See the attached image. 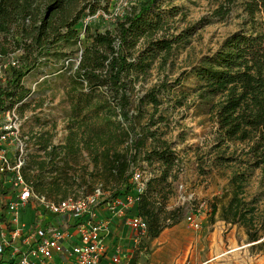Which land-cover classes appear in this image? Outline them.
<instances>
[{
    "label": "trees",
    "instance_id": "trees-1",
    "mask_svg": "<svg viewBox=\"0 0 264 264\" xmlns=\"http://www.w3.org/2000/svg\"><path fill=\"white\" fill-rule=\"evenodd\" d=\"M234 2L225 0L218 15L228 13ZM110 3L0 0V64L6 68L5 83L0 85V113L22 110L31 95L26 77L49 57L62 60L65 69L72 66L69 98L74 117L66 127L67 135L61 144L52 143V135L47 133L28 137L27 143L32 141L37 149L28 151L25 179L36 192L56 201L84 197L100 189L102 201L109 202L132 193L133 174H143L140 167H148L149 176L143 174L145 185L137 196L136 213L148 224L144 239L153 240L182 219L184 207H168L182 161L173 143L152 128L158 122L154 116L161 104L159 96L170 89L168 82L135 99L132 96L135 82L149 75L154 60L167 58L173 45L192 32L169 33V17L175 7L162 9L164 0H134L129 11L113 19L115 33L101 30L99 23L84 24L89 15L110 12ZM242 5L247 14L245 27L229 35L188 74L197 78L193 92L208 104L217 123V140L244 145L241 153L246 156L241 161L246 168L234 170L222 195L210 204L211 221L219 212L226 223L244 227L252 250L264 254V208L246 192L247 170L260 167L264 174V0H244ZM74 50H80L76 64L71 61ZM18 51L20 55L14 56ZM11 59L16 60L15 65ZM179 83V78L174 81L175 85ZM84 85L88 92L104 88L108 95L93 103L91 93L78 91ZM148 106L152 111L142 124ZM99 120L98 127L93 122ZM84 151L93 164L91 178L98 184L90 187L91 193L80 195L72 193L77 178L68 176L66 169L72 167L70 158ZM235 160L220 158L216 165Z\"/></svg>",
    "mask_w": 264,
    "mask_h": 264
},
{
    "label": "rangeland",
    "instance_id": "rangeland-1",
    "mask_svg": "<svg viewBox=\"0 0 264 264\" xmlns=\"http://www.w3.org/2000/svg\"><path fill=\"white\" fill-rule=\"evenodd\" d=\"M133 1L111 0L110 13L113 15H100L99 18H94L93 23H99L101 30L110 29L115 33L113 19L116 15L119 17L129 11ZM243 1L235 0L229 12L221 16L217 11L222 5H226L225 0H164L162 9L170 10L175 7L171 9L174 14L169 17V33L178 35L184 30L192 33L174 44L167 58L157 57L154 60L149 75L135 82L132 97L135 99L142 96L163 82L170 85V89L159 96L161 104L154 116L158 122L152 128L173 143L182 161V171L174 184V195L170 198L168 207L182 206L184 213L178 224L166 228L158 238L144 239L129 264L132 260H136L135 264H264V254L252 250L244 227L226 223L219 218V212L214 221H211L210 204L215 197L222 195L232 172L238 168H246L241 163L246 156L241 153L244 145L220 143L217 140V123L208 111V104L193 92L198 84L197 78L188 74L206 55L214 53L229 35L245 27L247 14L243 10ZM101 18L104 20L99 22ZM13 55H20L19 51ZM79 55L80 50L71 52L72 63L76 64ZM48 59V62L36 66L25 79L31 95L19 111L22 118L21 130L29 138L47 133L52 135V143L61 144L67 135L66 127L74 117L69 98L72 89L69 78L73 67L65 69L62 60L54 57ZM5 77V64H0V85L5 83ZM178 78L180 83L175 85L174 81ZM78 91L91 93L88 92L87 85ZM91 95L93 103L101 102L107 97L108 91L98 88ZM146 110L149 113L141 120L142 124L150 117L152 108L148 106ZM93 123L101 126V120ZM28 145V151L34 152L37 149L32 141ZM149 145L150 140L147 143ZM227 157L237 160L216 165L220 158ZM70 164L72 167H67V175L77 178L72 193H91L90 187H95L98 183H94L91 178L93 164L87 152L72 156ZM140 168L145 177L149 176L148 167ZM247 173L249 178L246 192L250 197L255 196L263 209V171L260 167H254L249 168ZM204 202L208 207L194 211L199 214L201 227L193 229L185 219L186 214L190 208Z\"/></svg>",
    "mask_w": 264,
    "mask_h": 264
},
{
    "label": "built area",
    "instance_id": "built-area-1",
    "mask_svg": "<svg viewBox=\"0 0 264 264\" xmlns=\"http://www.w3.org/2000/svg\"><path fill=\"white\" fill-rule=\"evenodd\" d=\"M100 15L113 14L98 11L87 16L84 24H92ZM10 62L16 64L15 59ZM21 127L22 118L16 108L0 113V264H99L107 250L104 233L108 226L104 220H95L96 210L108 203L112 211L124 213L144 188L143 174H133L132 193L106 203L100 189L84 197L59 201L47 198L25 179L29 148ZM206 207L200 203L188 210L185 219L193 229L202 224L194 211ZM27 211L31 214L29 220L25 217ZM127 224L134 244H139L148 232L146 220L135 213ZM67 241L70 247L65 246ZM112 261L119 263L120 257L115 255Z\"/></svg>",
    "mask_w": 264,
    "mask_h": 264
},
{
    "label": "crops",
    "instance_id": "crops-1",
    "mask_svg": "<svg viewBox=\"0 0 264 264\" xmlns=\"http://www.w3.org/2000/svg\"><path fill=\"white\" fill-rule=\"evenodd\" d=\"M136 203L127 206L124 213H116L109 208V204H102L96 210L95 220L106 221L108 230L104 233V241L107 246L106 254L99 264H129L132 255L138 249L139 244H134L132 240L131 230L128 227L127 220L136 213ZM27 220L30 219L29 211L25 213ZM70 241L65 243L66 247H70ZM120 257L119 263L112 261L113 257ZM136 263V262H135Z\"/></svg>",
    "mask_w": 264,
    "mask_h": 264
}]
</instances>
